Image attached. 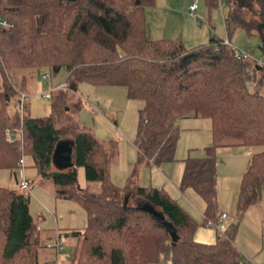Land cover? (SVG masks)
Listing matches in <instances>:
<instances>
[{"label":"trees","instance_id":"1","mask_svg":"<svg viewBox=\"0 0 264 264\" xmlns=\"http://www.w3.org/2000/svg\"><path fill=\"white\" fill-rule=\"evenodd\" d=\"M152 1L0 0V19L9 24L0 26V169L13 171L28 156L36 174L50 179L55 195L80 202L86 223L81 230L64 231L75 245L59 257L60 264H243L232 242L235 225L223 238L215 236L213 243L196 242L192 236L197 222L165 191L140 186L126 190L110 182L108 154L90 132L70 131L71 165L56 169L51 155L70 128L55 127L56 102L47 116L6 110L11 95H23V85L15 87L10 80L14 69H47L53 75L64 69L66 88L81 82L122 86L128 99L143 102L136 139L147 163L174 160L179 119L192 114L209 120L210 143L202 157L183 159L177 186L202 201L204 225L206 220L215 222L219 214L215 186L219 147H260L249 155L237 189L239 204L259 201L264 188V95L257 86L263 80L262 68L250 55L235 59L230 45L214 36L189 48L180 39H148L144 9ZM203 1L207 11L228 3L227 34L239 27L247 36L264 40V0ZM78 168L85 180L99 182L98 193L78 187ZM136 199L173 224L174 243ZM28 204V194L0 186V264H40L39 250L50 241L40 239L41 229ZM61 239L58 234L54 240L63 246Z\"/></svg>","mask_w":264,"mask_h":264},{"label":"rangeland","instance_id":"2","mask_svg":"<svg viewBox=\"0 0 264 264\" xmlns=\"http://www.w3.org/2000/svg\"><path fill=\"white\" fill-rule=\"evenodd\" d=\"M161 1L153 0L152 5L145 8L146 19L150 28L152 26H162L166 29L165 20L168 24L173 22L176 28H180L182 27V18H184L187 22L188 20H193L197 24L201 22L200 26L205 29L202 36L206 34L205 38H201L204 39L201 42L202 44L208 41L210 27H213L217 33L224 34L222 16L223 18L226 16L227 2H222L207 11L203 0H171L173 11L170 12V8H168L170 0H165V4L164 1ZM192 1H195L198 6L195 14H189L186 11L187 5ZM243 1L250 2V0ZM233 28H231L233 42L237 45L239 43L249 45L248 48L250 47L254 50V53L258 54L257 46L259 43L264 46V40L256 36H247L239 27ZM263 54L264 52H262V56H264ZM261 73L263 80L261 83L257 82L260 90L264 89V73ZM42 74L49 75V78L42 79ZM65 74L64 69H60L54 75L47 69L11 70L9 77L12 84L15 87L20 84L23 85L22 94L25 97L21 108L22 113L30 117L47 116L52 113V102H56L59 114L55 121L56 128H65L66 124L70 125V128L63 132L64 135L69 136L72 129L86 130L103 144L108 154L107 167H110V182L116 186H123L125 183L132 185V180L138 175L144 184L145 182L148 183V174L152 167H145L147 162L145 158L141 157L136 139L138 110L142 107V100L128 99L125 88L122 86L92 85L81 82L77 83L74 88H54L56 84L62 82ZM252 89L254 88L249 87V90ZM20 98L21 95L17 92L9 97L6 103V110L9 114H21L17 104V100ZM247 148H251L252 151L260 149L259 146ZM179 152L180 145L174 153L175 159L179 157ZM194 152L192 151V155H204L203 149H198L197 153ZM22 160L24 176L29 180L28 190H20L17 186L20 178L19 167L13 171L0 169V186L28 194L29 213L34 223L41 229L40 239L45 240L46 235L50 236L57 232L62 238L64 246H62L64 248H62V252L72 251L75 239L66 237L63 233L65 230L70 229L81 230L86 223L85 211L77 200L64 199L55 195L50 179L35 173L34 168L30 166L31 160L28 156L23 157ZM215 160V167L220 170L224 162L218 158ZM140 165L144 166L139 169L138 166ZM217 183L219 186L218 192L221 194L219 200L223 206L222 210L228 214L227 219L223 221L225 224L224 232L230 229V225H235V235L232 242L241 253L242 250L250 251L260 246L264 242V188L259 201L241 205L237 202L236 196L230 198L228 188L224 186L220 188V185H224V182L222 183L218 179ZM77 185L87 192L98 193L100 191L99 182L85 180L81 168L77 169ZM195 196L201 202L196 194ZM185 197L181 196L182 199H179V201L187 207L188 201ZM190 212L192 213V211ZM196 217L198 224L196 230L209 232L210 239H214L215 235L217 236L214 227L202 224V218L198 215ZM244 259L249 260L245 255Z\"/></svg>","mask_w":264,"mask_h":264},{"label":"crops","instance_id":"3","mask_svg":"<svg viewBox=\"0 0 264 264\" xmlns=\"http://www.w3.org/2000/svg\"><path fill=\"white\" fill-rule=\"evenodd\" d=\"M163 1L165 4V0H162L161 2ZM171 3L172 2L170 0V3L168 5V8H170L169 10L170 12L173 11ZM191 3L187 5L186 11L189 12V14H195V10L198 8V6L196 5V8L191 13L188 9V6ZM164 4L162 5V7L164 6ZM145 11L146 10L144 9V17H145V22H146L145 34H146V37L150 40L180 39L183 42L184 46L186 48H189L197 44H202L201 42H203L202 40L204 39H201V38H205L206 36V34L205 36H202L203 31H205V29L204 28L202 29V27L200 26L201 22H199V24H197L193 20H188L187 22L184 18H182V25H181L182 27L180 28H176L173 22L168 24L166 20H165V24L167 25L166 29H164L162 26H156V27L152 26V28H150V26H148ZM222 19H223L222 25L224 28V34L217 33L213 27L212 28L210 27L208 41L212 36H214L215 38L223 39L224 41H226L228 44H230L231 46L235 48H238L240 50L247 52L250 55V60L253 61L259 68H262V70L261 69L260 70L264 73V56H262V52H264V46L259 43L257 46L258 54H256L254 53L253 49H251L250 47H249L250 49L248 48L249 45L246 46L240 43L237 45L235 42H233V37H231L233 36L232 30L229 34H227L226 24L224 22L223 16H222ZM172 21H174V19H172ZM233 29H236V27H234ZM259 91L262 95H264V89L260 90L259 88ZM176 125H177L179 132H178V137L176 140L174 151L176 152L177 147L179 148V145H180L181 153L179 152V155H178L179 157H177V159H175L174 157L173 161L161 163L159 165H153L152 163L148 161L149 163L147 164L144 163L146 165L145 167H149V168L152 167V170H150L148 174L149 176L148 183L145 182L144 184L142 182V179H140V177H138L137 175L132 180L133 181L132 185H130L129 183H125V185L118 186V187L126 189V190L133 189L134 187H137V186L153 187L156 189H162L172 199H174L176 203L196 222H197L196 216L197 215L200 216V218H202L201 222L203 224V215L201 213L202 207H203L202 201L200 202L192 191L186 190L184 192H181L178 190L177 186H178L181 173H182L183 159L186 158L187 156L202 157L198 155H192V151H195L194 153H197L196 151H198V149L202 150L204 149V147L209 145L210 137H211L210 123H209V120L206 118H201V117L189 114L179 119ZM61 140L71 141L69 135H63ZM252 152L253 151L251 148H247L245 146H239V145H231V146L229 145V146L219 147L216 149L215 159L218 158L220 161L224 162L221 165L222 168L220 170L215 167L216 208H217V212L219 213L223 212L226 214L225 220L227 219L228 214L224 210H222L223 206L219 200V197L221 194L220 192H218L219 186H218L217 181L218 179H220L222 183L224 182V185H220V188H222V186H224L225 188H228L229 190L228 194L230 198H232V196L233 198L234 196H236V200H237L236 190L238 189L239 181L245 169L247 159ZM142 166L144 165L138 166L139 169ZM109 168L110 167H107L108 178H110ZM181 196H184V197L187 196L185 197V199L188 201L187 204L190 206H188L187 204H186L187 207L182 205V203L179 201V199H182ZM135 201L137 204H140L141 202V200L139 199H136ZM192 209L196 213L195 215L193 214L194 212ZM189 210L192 211V213ZM57 235H58L57 232H55L53 235H50V236L46 235V238L45 240H43V242L46 243L48 241L54 240ZM263 235H264V232H263ZM192 237L194 241L201 242V243H213L215 241V237L214 239H210L209 232H204L202 230L197 231L195 229ZM63 247L61 246L60 248L57 249L58 257H63V255L68 253L66 251L62 252ZM239 253L243 258V264H264V242L261 243L260 246H257L255 249H251L250 251L242 250V253L240 251ZM54 254H55V250L44 246L39 251V256H38L39 263L43 264L47 261L53 260ZM244 255L247 258H249V260L248 259L245 260Z\"/></svg>","mask_w":264,"mask_h":264},{"label":"built area","instance_id":"4","mask_svg":"<svg viewBox=\"0 0 264 264\" xmlns=\"http://www.w3.org/2000/svg\"><path fill=\"white\" fill-rule=\"evenodd\" d=\"M196 8V3L195 1H193L189 6H188V9L189 11L192 13L193 10ZM0 26L2 27H8L9 24H7V22L5 20H2L0 19ZM223 43L225 44H228L226 41H223ZM230 45V44H228ZM230 48H231V51H232V56L237 59V60H243V59H247L249 58V54L243 50H240L238 48H235L233 46L230 45ZM42 79H47L49 78V75L47 74H42ZM49 85V83H48ZM54 88L56 89H63V88H66V85L63 83V82H60L58 84H56L54 86ZM51 89V88H50ZM23 96H21V98L17 101V104H18V108L19 110H21L22 106H23ZM18 133H20V130H16ZM9 134L8 132L6 131L5 132V140L8 141L9 140ZM17 167L20 168V178L17 182V186L20 190H28V187H29V180L24 176V173H23V160H19V162L17 163ZM226 217V214L223 213V212H220L217 216V220L215 222H212L210 220H206L205 222V225H208V226H213L216 233H217V237L219 238H223L224 237V229H225V224H224V219ZM46 247L47 248H55V250L57 251L58 248L61 247V244L58 240H53V241H50L46 244ZM58 252V251H57ZM43 264H60L59 262V257H58V253L55 254V257L53 260L51 261H47Z\"/></svg>","mask_w":264,"mask_h":264},{"label":"water","instance_id":"5","mask_svg":"<svg viewBox=\"0 0 264 264\" xmlns=\"http://www.w3.org/2000/svg\"><path fill=\"white\" fill-rule=\"evenodd\" d=\"M68 1H74V0H68ZM71 144H72L71 141H65L61 139L55 144L53 153L51 155V162L56 169H63L71 165L70 163V157L72 152ZM126 199L127 198H124V202L126 201ZM139 207L142 208L143 210L150 212L154 216L155 220L164 227L172 243H174L177 240L175 227L170 221H167L158 211L153 209L148 204L141 202Z\"/></svg>","mask_w":264,"mask_h":264}]
</instances>
